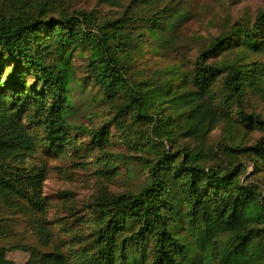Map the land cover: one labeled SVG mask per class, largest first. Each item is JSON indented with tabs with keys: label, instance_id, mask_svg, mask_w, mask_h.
I'll return each instance as SVG.
<instances>
[{
	"label": "trees",
	"instance_id": "obj_1",
	"mask_svg": "<svg viewBox=\"0 0 264 264\" xmlns=\"http://www.w3.org/2000/svg\"><path fill=\"white\" fill-rule=\"evenodd\" d=\"M195 4L0 0V264H264V8ZM39 156L95 167L60 243Z\"/></svg>",
	"mask_w": 264,
	"mask_h": 264
},
{
	"label": "rangeland",
	"instance_id": "obj_2",
	"mask_svg": "<svg viewBox=\"0 0 264 264\" xmlns=\"http://www.w3.org/2000/svg\"><path fill=\"white\" fill-rule=\"evenodd\" d=\"M194 1L196 2L195 7L199 12L196 20L191 23L185 33L189 32V30H199L205 33L207 28L205 25H207L210 18L214 17V14L211 13L213 9L220 13L216 17L217 21L224 22L229 18L236 20L244 15H255L259 10L264 8V0ZM201 11H204V13H201ZM36 161L38 164L45 163L48 168V179L44 186V194L49 202L47 220L49 221L50 228L53 229L54 233H57L55 243H60L62 239H66L67 237L64 230L72 223H75L76 215L82 213L84 209L83 205H85L88 198L95 191V167H89L83 170L73 166V162L55 156L50 158L39 156ZM132 183L129 184L127 179L121 177L113 181L110 185L112 189H125L126 186L132 185ZM71 208L78 210V214L74 211L70 212ZM17 221V235L12 239V242L18 241V239H23L27 242H36V239L31 235V229L27 226L29 225L27 220L23 216H19ZM64 249L66 251L68 248L64 247ZM7 257L16 264H25L30 259L28 253L20 251L10 252Z\"/></svg>",
	"mask_w": 264,
	"mask_h": 264
}]
</instances>
